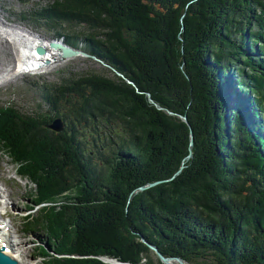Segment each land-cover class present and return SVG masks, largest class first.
I'll list each match as a JSON object with an SVG mask.
<instances>
[{
	"label": "trees",
	"instance_id": "16d2710c",
	"mask_svg": "<svg viewBox=\"0 0 264 264\" xmlns=\"http://www.w3.org/2000/svg\"><path fill=\"white\" fill-rule=\"evenodd\" d=\"M15 15L110 70L43 81L44 116L0 104L44 264H164L141 236L188 264H264V0H47Z\"/></svg>",
	"mask_w": 264,
	"mask_h": 264
},
{
	"label": "rangeland",
	"instance_id": "374dc122",
	"mask_svg": "<svg viewBox=\"0 0 264 264\" xmlns=\"http://www.w3.org/2000/svg\"><path fill=\"white\" fill-rule=\"evenodd\" d=\"M45 2L47 0H28L27 3L23 4L19 0H0V104L12 105L23 114L45 115L46 106L42 102L41 88L43 81L57 84L60 76L77 78L81 73L87 71H110L109 68L105 67L107 65L100 63L86 52V55L80 53V55L64 58L61 56L60 50L59 56L55 55L50 58L38 69L35 68L28 71L19 67V59L22 58V43L35 44L42 42L49 46L50 39L58 40L63 38L52 37V32L47 31L44 27H37L27 21H21L15 15L19 11L29 9L32 4L37 3L38 6H42ZM111 71L113 72L114 70L111 69ZM32 82L37 83L36 87H34ZM85 132L87 133V130ZM7 178L12 183L6 181ZM0 189L11 193L12 199L8 201L9 204L17 203L19 205L17 209L11 205L5 206L3 209L7 210L10 215L14 214L12 212L17 214L13 222V231L21 230L22 235L19 232H14L12 233V238L15 241L18 240V242L21 239L22 243L19 248L25 251L29 264H44L42 257L38 254L37 247L38 245H45L46 231L45 229L29 228L26 225V221L29 218H22L26 214L27 208L32 204L30 194L34 192V185L29 180L18 177L11 159L1 153ZM21 193H24L25 197H20ZM47 198L45 197V199ZM31 215H35V212L31 211ZM18 234L22 238H19ZM102 259L105 262L114 264L116 262L112 259ZM171 263L176 262L172 260Z\"/></svg>",
	"mask_w": 264,
	"mask_h": 264
},
{
	"label": "bare ground",
	"instance_id": "6f19581e",
	"mask_svg": "<svg viewBox=\"0 0 264 264\" xmlns=\"http://www.w3.org/2000/svg\"><path fill=\"white\" fill-rule=\"evenodd\" d=\"M22 44H23V46H22V58L19 59V67L21 69H26L28 71L33 70L35 68L38 69V67H40L44 62L49 61L50 58H53L55 55L59 56V50L58 49L50 48L48 45H46L42 42L41 43L40 42L35 43V44L29 43V42H24ZM37 45H43L46 49V52L42 55H37L36 51H35V47ZM78 55H80V54H78ZM6 194H7V196H10V192L4 191V195H6ZM13 206L17 207V204H15V205L13 204ZM0 213L3 214L4 212L0 211ZM8 216H9V220L7 221L8 234L4 235V237L2 239V241H5L7 243L6 246H8L10 248V252H6V253L11 258L17 260L18 264H29V262L27 260V256L25 254V251L21 250V248H19V245L22 243L21 239H19V242H18V240L15 241V239L12 238V233H14V232H16V233L19 232L22 235L21 230L13 231L14 230L13 229V227H14L13 222L17 216H15L14 214L13 215L8 214ZM15 236L17 237V235H15ZM18 237L20 238L21 236L18 234ZM0 245H1V242H0Z\"/></svg>",
	"mask_w": 264,
	"mask_h": 264
},
{
	"label": "water",
	"instance_id": "95a60500",
	"mask_svg": "<svg viewBox=\"0 0 264 264\" xmlns=\"http://www.w3.org/2000/svg\"><path fill=\"white\" fill-rule=\"evenodd\" d=\"M49 47L53 48V49L60 50L61 56L64 58L76 56L80 53L86 55V53L83 50H81L79 48H75V47L67 44L66 42H64L63 38L58 39V40L57 39H50L49 40ZM35 51L37 54L42 55L46 52V49L43 45H37L35 47ZM90 56L97 59L100 63L104 64V62H102L100 59L96 58L95 56H93V55H90ZM104 65H106V64H104ZM183 119L185 121H187L185 116L183 117ZM46 126L48 128H50L51 130L56 131V132H59L63 129V123H62V120L60 118H54L50 123H47ZM191 137H192V134H191ZM142 188H144V187H142ZM141 239L148 244V246L155 252L157 257L164 264H188L181 257H178V256L166 257V256H164L158 250V248L156 246L149 243L143 236H141ZM171 260L175 261L176 263H171L170 262ZM0 264H18V263H17V261L11 259L10 257H7V255L3 254L2 251H0Z\"/></svg>",
	"mask_w": 264,
	"mask_h": 264
}]
</instances>
